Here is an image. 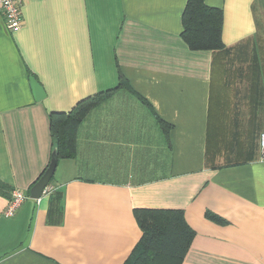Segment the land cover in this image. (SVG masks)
Masks as SVG:
<instances>
[{
	"label": "crops",
	"instance_id": "1",
	"mask_svg": "<svg viewBox=\"0 0 264 264\" xmlns=\"http://www.w3.org/2000/svg\"><path fill=\"white\" fill-rule=\"evenodd\" d=\"M21 2L20 29L0 15V264H123L141 236L134 209L173 208L195 233L181 264H264V0H205L222 12L223 49L193 52L186 0ZM119 75L167 134L115 92L83 119L53 192L30 199L51 159L49 114ZM13 188L27 198L5 217Z\"/></svg>",
	"mask_w": 264,
	"mask_h": 264
},
{
	"label": "trees",
	"instance_id": "2",
	"mask_svg": "<svg viewBox=\"0 0 264 264\" xmlns=\"http://www.w3.org/2000/svg\"><path fill=\"white\" fill-rule=\"evenodd\" d=\"M186 1L183 13H181V39L187 47L192 52L223 49L220 38L222 30L221 10L206 6L205 0ZM117 80L115 89L87 97L76 103L67 112L49 114L51 158L54 156L57 161L75 158L78 129L84 121L83 119L91 111L108 101L115 92L121 90L134 96L142 105L147 107L164 133L167 134L169 127L156 117L148 102L136 93L122 76L119 75ZM44 171L32 185L40 179ZM52 179L53 177L50 182ZM5 191L8 192L6 187L0 183V194L6 195ZM53 194L51 198L60 199L57 192ZM133 214L141 231V236L123 264H181L195 234L186 223L183 211L174 208L134 209ZM204 217L215 223L225 224L224 220L209 211L205 213Z\"/></svg>",
	"mask_w": 264,
	"mask_h": 264
},
{
	"label": "built area",
	"instance_id": "3",
	"mask_svg": "<svg viewBox=\"0 0 264 264\" xmlns=\"http://www.w3.org/2000/svg\"><path fill=\"white\" fill-rule=\"evenodd\" d=\"M21 3V0H0V15L6 28L10 31L18 30L22 26ZM259 146L264 157V132L259 136ZM52 192L53 188L47 185L42 190L41 197L35 201L39 203L42 197H47ZM25 198H27V195L23 191L16 188L11 189L9 191L8 204L3 211V215L5 217L13 216Z\"/></svg>",
	"mask_w": 264,
	"mask_h": 264
},
{
	"label": "water",
	"instance_id": "4",
	"mask_svg": "<svg viewBox=\"0 0 264 264\" xmlns=\"http://www.w3.org/2000/svg\"><path fill=\"white\" fill-rule=\"evenodd\" d=\"M29 84H31L35 100L40 101L41 99H43L44 92L42 90V87L37 83V81L33 78H30ZM49 160H50L49 165L47 169L43 172L44 174L34 185H32V187L29 190L30 199L37 200L38 198L41 197L42 190L47 186V184L49 183V181L51 180L54 174L57 160L54 156Z\"/></svg>",
	"mask_w": 264,
	"mask_h": 264
}]
</instances>
